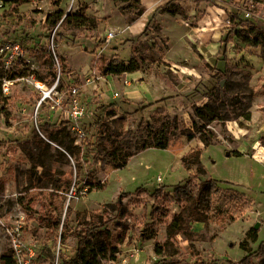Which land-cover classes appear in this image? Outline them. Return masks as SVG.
<instances>
[{
	"label": "rangeland",
	"instance_id": "1",
	"mask_svg": "<svg viewBox=\"0 0 264 264\" xmlns=\"http://www.w3.org/2000/svg\"><path fill=\"white\" fill-rule=\"evenodd\" d=\"M3 1L0 36L21 42L30 62L8 73L0 67V79L7 76L15 81L9 95L13 116L8 121L0 117V141H5L0 145V264L3 256L14 258L12 264H29L47 240L46 221L40 222L43 213L37 211L41 204L48 202L50 195L57 200L55 196L62 191H57L50 182L41 183L36 190L28 187L27 171L32 169V163L12 140L29 136L32 129L47 140L40 123L67 120L71 105L70 78L80 88L78 99L86 115L98 104L114 100L130 103L128 112L132 113L137 104L173 96L168 101L167 112L172 118L177 117L179 130L184 134L176 137L169 149H147L135 154L125 168L118 170L94 159L101 150L94 132L83 130L85 135L78 138L70 126L57 127L53 130L57 141L47 140L51 144L49 149L41 152L30 144L35 157L58 174V178L65 174L83 180L72 187L66 199L59 200L64 205L62 220L70 209L73 220L77 212H87L109 221L114 244L119 249L117 258L129 256L131 264H169L173 260L181 264L237 263L246 256L242 244L250 252L258 250L264 243V60L260 48H248L236 37L225 46L228 28L220 25L218 14H239L244 25L252 23L264 28V3L254 0L256 3L250 9L248 0H192L185 5L173 2L174 7L180 8V14L175 17L158 14L148 35L141 36L155 14L154 11L137 18L139 6H144L146 0H137L139 5L113 0H61L59 6L58 0ZM166 2L159 0L157 4ZM57 10H63L65 15L78 13L95 18L96 27L93 30L71 27L63 30L62 38L58 39L54 38L57 25L49 36L43 19ZM246 10L251 13L248 18ZM208 18L212 25L201 26L199 22ZM108 30L115 32L114 40L106 42L104 50L94 52L95 44L105 41ZM22 33L29 36L23 37ZM39 43L41 48L37 50ZM46 47L52 53V61L40 52ZM158 52H163L162 59ZM102 56L127 65L135 60L141 68V79H133L137 74L102 76L96 68ZM61 59L69 72L66 75L61 73ZM225 70L227 76L218 85L217 105L224 111L226 120L208 124L196 118L194 112L216 101L208 97L206 87L211 88L215 75ZM51 72H56L55 78ZM58 79L56 90L51 94L53 99L36 115L44 92H49ZM38 84L45 88H38ZM113 92H118L119 97L112 98ZM53 105L56 107L50 108ZM248 113L251 114L249 121L244 117ZM239 114L244 116L239 118ZM153 116H157L155 107L142 115L129 116L125 131L134 136L142 119L157 125ZM194 121L215 134V145L205 147ZM189 135L194 138L188 139ZM138 139L129 136L126 139L135 153ZM197 148L203 151L202 163L206 169L201 178L217 180L222 188L215 217L207 226L193 225L197 233L194 248L180 236L168 245L167 225L181 210L171 196L190 176L182 165V158ZM234 151L241 156L233 155ZM77 162L81 166L79 176ZM42 171V167H37L36 179ZM90 175L99 186L88 187L86 181ZM62 185L65 186L64 182ZM160 187H164L161 196L151 195ZM140 190L149 193H137ZM118 202L123 205L121 214L117 211ZM30 204H34L33 209ZM256 224H260L258 230L254 228ZM76 242L69 239L61 247L62 254L71 256ZM157 245H166L174 255L171 257L166 252L158 256ZM192 251L195 255H191ZM255 264H264V259Z\"/></svg>",
	"mask_w": 264,
	"mask_h": 264
},
{
	"label": "trees",
	"instance_id": "2",
	"mask_svg": "<svg viewBox=\"0 0 264 264\" xmlns=\"http://www.w3.org/2000/svg\"><path fill=\"white\" fill-rule=\"evenodd\" d=\"M115 2L127 3L134 2L133 4L139 5L137 0H113ZM259 3H264V0H255ZM58 0L57 6H59ZM146 12L144 6H139L137 18L143 16ZM153 17L147 22L144 31L141 36H146L152 29L153 23L156 20V16L159 14H170L171 16H177L180 14V8L173 6V2H167L166 4L158 7ZM233 26L226 31L224 44L227 46L234 37L238 38L248 48H260L261 57L264 60V28H260L254 24H246L243 22V18L237 15H231ZM58 25V26H57ZM57 26L56 34L54 38H62V31L71 27L80 28L85 27L88 30H93L96 27V19L88 18L83 14H68L65 15L63 10H57L47 15L44 28L49 36L53 28ZM24 34V35H23ZM23 37H28L29 34L22 33ZM106 48V41L97 42L93 51L104 50ZM43 54L48 55L53 60L51 51L46 47L40 51ZM157 54L160 59L163 57V52ZM158 58V59H159ZM63 60L59 61L61 67V73L66 75L67 72L63 63ZM96 68L100 71L102 76H121L124 74H132L141 71L139 63L135 60H130L129 64L118 61L115 58L108 60L105 56L100 57L97 60ZM52 76L56 77V72H51ZM227 76V70L224 72H218L215 75L213 86L206 87L208 97L216 99L212 104H206L204 107L196 108L194 116L203 122L208 124L213 121H224L226 116L224 111L219 109L217 105L218 100V85H221L222 79ZM1 86V81H0ZM173 96H164L147 104H137L133 106L132 113L128 112V102H109L106 104H98L96 109L90 114L84 116V119L79 122L80 127L86 133H97V143L101 146V150L97 152L94 159L101 162L104 166L113 170L125 168L129 160L135 156V154L141 153L147 149H159L167 150L172 145L174 139L184 134L179 130V124L177 117H171L168 114V101ZM12 97H5L0 91V117H3L8 121L13 116L11 108ZM155 107L157 116H153L152 119L157 125L145 121L144 119L138 125L137 132L134 136L130 135V132L125 131L127 118L129 116H139L150 109ZM223 107V106H222ZM243 114L237 115L242 117ZM246 120L251 119V114L248 113L245 116ZM196 131L200 133V139L205 145L209 147L216 144V136L211 130H206L203 127H199L197 122H193ZM71 125L70 121H58L53 124L49 120H44L40 123V127L44 130L45 137L49 141L56 142V137L53 134V130L57 127L66 129ZM106 134L107 136H104ZM139 139L135 141L136 153L132 151L129 142H126L127 137ZM194 135H189L188 139L192 140ZM45 140L36 129H32L29 136L23 139H14L12 141L20 145L22 152L31 161L32 169L27 171L28 187L30 189H37L43 182H50L54 185L57 191L62 193L55 200L51 195L48 202L41 204L40 210L37 211L42 215L40 222L46 221V228L48 230V236L45 244L39 250V252L32 258H30V264H100L104 260H115L119 249L114 244L115 239L113 233L109 229V221L102 220L95 214H88L87 212H77L75 219H71L73 212L67 210L66 217L62 220L64 213V205L59 200L66 199L73 186L79 185L83 182L81 179H74L72 176L65 174H58L47 169V167L41 163L34 152L29 147L30 144L35 145L41 152L50 148V143ZM132 141V140H131ZM4 140L0 141V145L4 144ZM7 142V141H6ZM67 150L72 154L73 149L67 147ZM79 154V152H77ZM235 156H241L237 151L232 152ZM230 152H227L229 156ZM203 151L201 148L192 150L182 158V165L185 170L190 174L189 178L182 184L178 185L174 192L172 201H175L180 205V212L173 217L166 228L167 242L171 245L175 239L180 236L184 240L188 241L190 247L194 248V242L197 237V233L193 230L194 224H204L205 226L215 217L216 201L222 192L220 182L214 179H202L206 173V169L202 163ZM79 158V157H78ZM80 160V159H79ZM42 167L43 171L40 177L36 179V169ZM81 171V166L77 162L78 176ZM65 184L63 186L62 184ZM197 182V183H194ZM88 187L94 188L99 186L96 184L95 179L90 175L86 181ZM230 185L229 183H226ZM164 192V187L157 188L151 195L159 197ZM137 193H149L146 190H140ZM237 194L240 192H236ZM241 195V193H240ZM34 202V200H32ZM34 204H30V208H34ZM117 211L119 214L123 211V205L118 202ZM90 215V217H88ZM89 218V220H88ZM75 239L76 246L71 256H65L62 254V245H66L69 239ZM256 242V237L253 238ZM166 245L156 246L155 252L158 256L169 253L172 257L174 254L166 249ZM242 250L246 252V256L239 262L224 261V264H255V261L264 259V243L260 244L258 250L250 252L244 248V244L241 245ZM191 255H195L192 251ZM14 258L3 256L1 264H12ZM169 264H181L179 261L173 260Z\"/></svg>",
	"mask_w": 264,
	"mask_h": 264
},
{
	"label": "built area",
	"instance_id": "3",
	"mask_svg": "<svg viewBox=\"0 0 264 264\" xmlns=\"http://www.w3.org/2000/svg\"><path fill=\"white\" fill-rule=\"evenodd\" d=\"M167 1L176 2L179 5L184 3V5H185V2L192 1V0H167ZM248 3H249V5H248L249 8L251 9L252 7H254V4L256 2L254 0H248ZM4 7H5L4 1L0 0V9H2ZM219 15H220L219 19L221 22L220 25H222L223 28H228V29L231 28L233 25L231 15H228L227 12L219 13L218 16ZM245 15L248 18L251 15L250 11L246 10ZM45 20H46V18L43 19V23H45ZM205 25H208V26L212 25V21L209 22V18L206 19ZM114 38H115V32L114 31L108 30L105 33V41L106 42L113 41ZM36 47H37V50H39L41 48L40 43ZM29 62H30V58H29L28 52L21 42L11 41L10 39H4V38L2 39V37L0 36V67L3 70H5L7 73L12 72L17 67L23 68ZM70 79L72 82L70 85L71 86V89H70L71 105H70L69 111L66 114V119H67L66 121L71 122L70 128L78 134L77 135L78 138H81L85 134H84V131L81 130L79 122L81 121L82 117L84 116L85 110L82 107L81 101L78 99L80 88L77 85L75 80H72V78H70ZM0 81H1V86H0L1 94L5 97H10L9 95L11 93V86L13 85V83L15 81L12 78L7 77V76L0 79ZM58 83H59V79L57 80L56 84L54 85V87L49 92H44L42 98L38 102V105L36 108V115L38 114L39 110L41 109V107L43 105L47 104L49 100L53 99L51 94H52V92H54L56 90ZM41 86H42L41 84H38V88H41ZM117 97H119V93L113 92L112 98H117ZM55 107H56V105L50 106V108H52V109H54ZM253 149L255 151L254 157L256 159V145L253 147ZM261 156L263 157L262 154H261ZM257 160H260V159L257 158ZM261 162H262V160H261ZM160 180H161V178H159V181ZM26 264H28V262H26ZM29 264H30V262H29ZM107 264H131V260H130L129 256H124V257H121L120 259L117 258L115 260H109L107 262Z\"/></svg>",
	"mask_w": 264,
	"mask_h": 264
},
{
	"label": "crops",
	"instance_id": "4",
	"mask_svg": "<svg viewBox=\"0 0 264 264\" xmlns=\"http://www.w3.org/2000/svg\"><path fill=\"white\" fill-rule=\"evenodd\" d=\"M158 1L159 0H146L145 1V5H144V7H145V9H146V12H145V15L147 14V13H150V12H154L158 7H160V6H162V5H164V4H157L158 3ZM148 2V5L146 4ZM167 2H170V1H167ZM166 2V3H167ZM172 2V1H171ZM165 3V4H166ZM144 16V15H143ZM199 20V19H198ZM203 21V22H202ZM201 22H199L200 23V25L201 26H204L205 25V22H206V19H203ZM142 26H144V23H142ZM206 29V28H205ZM204 29V30H205ZM132 74H138V76H135L136 78H133V79H141V77L142 76H139V75H141V72L139 71V72H136V73H132ZM140 77V78H139ZM254 120H255V118H254ZM44 138V137H43ZM45 139V138H44ZM238 152V151H237ZM240 153V152H239ZM199 224V223H198Z\"/></svg>",
	"mask_w": 264,
	"mask_h": 264
},
{
	"label": "water",
	"instance_id": "5",
	"mask_svg": "<svg viewBox=\"0 0 264 264\" xmlns=\"http://www.w3.org/2000/svg\"><path fill=\"white\" fill-rule=\"evenodd\" d=\"M222 85H223V83H222ZM42 136V135H41ZM43 137V136H42ZM254 228L256 229V230H258L259 228H260V224H256L255 226H254Z\"/></svg>",
	"mask_w": 264,
	"mask_h": 264
},
{
	"label": "bare ground",
	"instance_id": "6",
	"mask_svg": "<svg viewBox=\"0 0 264 264\" xmlns=\"http://www.w3.org/2000/svg\"><path fill=\"white\" fill-rule=\"evenodd\" d=\"M137 75H138V74H137ZM108 81H109V80H108ZM41 88H45V86L42 85ZM257 161L261 162V160H257ZM262 161H263V160H262ZM199 224H200V223H199Z\"/></svg>",
	"mask_w": 264,
	"mask_h": 264
}]
</instances>
